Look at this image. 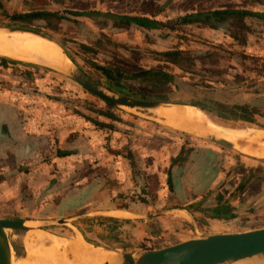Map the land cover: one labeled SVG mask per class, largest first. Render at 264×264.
<instances>
[{
  "label": "rangeland",
  "instance_id": "obj_1",
  "mask_svg": "<svg viewBox=\"0 0 264 264\" xmlns=\"http://www.w3.org/2000/svg\"><path fill=\"white\" fill-rule=\"evenodd\" d=\"M218 10L264 13V0H0V27L25 26L47 35L61 47L69 61L110 92L113 91L108 89V82L95 65L114 67L124 73L163 70L174 78L172 82L157 85L163 101L152 96L157 86L138 80L127 84L135 92L148 96L141 98L134 93L124 97L162 104L247 105L262 113L263 117L258 119L264 124V19L231 17L218 28L202 21L177 22L180 17ZM96 13L147 18L161 25L146 28L109 16H96ZM37 14L43 15L23 19ZM169 52H176L180 57L173 61L165 55ZM1 58L7 57L0 55V218L22 219L32 224L45 221L40 229L59 238H72L77 230L103 249L135 251L143 246H154L156 242L145 239L141 223L116 221L107 214L102 215L101 210L114 204L123 207L133 204L140 212L138 206L159 204L165 198L170 207L190 209L193 206L207 217L211 205L223 201L218 192L222 185H228V199L233 201L263 177L264 165L245 162L229 152L223 159L233 161V165L219 166L222 177L211 186L218 168L213 157L195 152V147L178 151L173 139L189 143L199 139L169 128L155 114L158 111L111 106L60 72L9 58L8 67L4 68ZM47 104L53 105L47 107ZM205 115L223 128L258 129L240 118L226 120L214 112ZM71 117L81 121L102 120L105 122L102 126L112 134L114 127L116 133L124 136L134 135L135 130L140 134H153L157 147L161 146L162 137L158 133H162L163 126L171 138L169 151L178 152L177 158L171 161L172 166L181 163L170 169L172 188L167 175L144 174L137 165L128 178L120 179L122 184L116 179L117 183L112 181L115 174L110 169H103L99 173L105 177L109 190L93 195L90 192V197L82 200L83 173L70 174L73 168L69 163L70 155H58L65 150L51 143V138L53 143L57 141V130L43 134L40 128L28 125L30 119L40 125H52ZM205 141L207 145L214 144ZM73 142L67 145L63 140L61 147L71 149ZM164 186L170 189L167 197L162 194ZM114 187L122 189L117 191ZM249 196L252 202L253 196L250 193ZM234 202H240L239 209L245 212L262 215L249 218L248 224L235 223L232 228L264 227V205L252 202L247 208L246 200ZM93 209L100 211L90 212ZM233 209L219 207L213 213L223 214L227 217L224 219H228ZM59 220L72 224L56 223ZM172 227L173 231H178L174 225ZM175 236L168 237L175 239Z\"/></svg>",
  "mask_w": 264,
  "mask_h": 264
},
{
  "label": "crops",
  "instance_id": "obj_2",
  "mask_svg": "<svg viewBox=\"0 0 264 264\" xmlns=\"http://www.w3.org/2000/svg\"><path fill=\"white\" fill-rule=\"evenodd\" d=\"M11 60L25 64L27 63L28 65H33L35 67L36 66L46 67L36 63L17 61L13 59ZM52 105L53 104H47L45 106L51 107ZM104 123L105 122H103L102 120L81 121L79 119L77 120V118L75 117H71L69 120L68 119L62 120V122L61 121L54 122V124L52 125L49 123L48 124L41 123L40 125L36 121H33L32 119L28 120V125L31 126L35 125L36 127L41 129V133L43 134L46 133L50 134L53 133V131L57 130L56 131L57 141L53 143L54 139L51 138L53 140L51 143L52 145H54V147L57 146L58 149L65 150L62 152H67V154L70 155L71 158L68 157L70 158V161L69 160L68 161L71 165H73V166L70 165L71 167H73L69 170L70 174L81 175L83 173V180H82L83 185H82V190L80 191L81 193H83L81 197L82 200L85 197L89 198L90 192L92 193L91 195H93L96 192L109 190V188L106 186L107 183L105 177L100 175V173L103 172V169L106 170L110 169V171H112L115 174L112 181L116 182L117 180L119 184H122L120 179H123V177L128 178L132 173V169L136 167V165L139 167V170L143 171L144 174H161L162 176L165 175L168 176L171 168L173 170L174 168L178 167L181 164V163H175V165L172 166L171 161L173 158L174 159L177 158L178 152L171 153V151H169V147H170L169 139L171 138L168 136L167 131L164 132L163 126H161L162 133H158L160 135L159 137H162L163 140L161 139L162 141L161 146L157 147L155 141H153V138L155 136L151 133H150L151 135L145 133L140 134L141 133L140 131L135 130L136 133L134 135L124 136L123 134L116 133V129L113 126L114 131L112 134V131L102 126V124ZM22 124L27 125L23 121ZM168 127L171 128L170 126ZM225 129H227V131L229 132H233L236 134L234 137L229 136L230 138L233 139L230 140L232 142L231 147L222 146L216 143L212 145H207L206 144L207 142L205 140H200L198 137L196 138H198L199 140H192L191 143L185 140L179 141L177 139H173L172 141L173 143H177L178 147L177 146L176 147L178 148V151L179 150L182 151L183 147L184 149L188 147H193V148L195 147L196 148L195 152H199L200 154H205L206 156L209 155L210 158L213 157L218 168L216 167L217 169L215 171L217 178L215 179V181L212 182L211 186L212 185L214 186L216 184V181L218 183V180H220L222 177L220 175L221 171H218L219 166L225 167V166L233 165V161L230 162L228 160L223 159V156L228 155L229 152H232L234 155H237L238 157H242L244 159L243 161L245 162L252 164H255L257 162L261 165H264V155L259 156L252 153H248L247 151L240 149L239 147L240 144L238 145L236 144V143H241L242 145L244 144L246 147L247 145L248 147H250L251 145L252 148H255L256 150L258 149L262 151L264 154V144L259 143L260 146L258 145V147H256V145L254 146L253 144L250 143L252 135L256 132L264 131V129L258 128L255 130L248 129L242 131L228 129V128ZM241 135L247 139L244 141L238 140ZM165 138L167 139V141L165 140ZM63 140L67 145H70V143L74 141L73 146H71L72 148L69 149L68 147L63 149L61 147ZM196 141L198 142L196 143ZM130 142H132L133 144L132 147H130L131 144ZM184 143H186V145ZM233 143H235V147ZM127 149L129 151L125 153V150ZM79 159L81 160L79 161ZM79 162H81L82 166L77 164ZM222 163L224 165H221ZM164 187L167 188L166 186ZM164 187L162 188L163 190L162 194L163 196L165 195L167 197L169 194L168 190L170 189L169 187L167 189H164ZM76 188H78V185L76 186ZM228 188H229L228 185L226 186L222 185V187L219 188L218 192L220 193L223 201L221 200L222 202H220L219 204H214V206L211 205L210 212H212V214H210L208 217L201 215V213H199L200 211L196 209H184V207L182 208L170 207V205H167L166 203L167 199L165 198L161 200L159 204L152 203L150 205H144V206L142 205V207L138 206L140 208L139 210L140 212H137L135 210L133 204H129V206H124V207L114 204L111 205L109 208L99 211L100 213H102V215L107 214L109 215V217L116 219V221L124 222L126 224H129L130 222L141 223L140 224V226H142L141 233H143L142 235L145 236V239L149 242L150 240L156 242L154 246L148 247L142 245L143 247L141 248V250L156 249L172 243L188 240L194 238L196 232L202 234H216V233H236V232L258 229V228L247 227L246 229L237 230L232 228L233 224L235 223H242V224L245 222L247 224L250 223L249 218L251 219L255 218L257 215L255 212L252 214L250 212H245L244 209L242 208L239 209L240 202L235 203L234 201L246 200L247 203L245 204V206L247 208L251 206L252 202L255 204L257 203L259 205H264V174L262 179H259V181L253 184V186L247 188L246 194L243 193L241 195H237L236 197H234L233 201L231 200L229 201L228 199L229 198L227 193ZM114 189L120 191L122 188L114 187ZM210 190H212V187L210 188ZM74 192L77 193L78 191L74 189ZM249 193L253 196L252 202H249L251 201L249 200L250 199ZM219 207H222L224 210H228V208L232 209L233 207L234 209L233 211H231L232 213L229 216L227 215L228 217L231 218L224 219L227 217H225L220 213H213V212H217ZM235 207L238 208L237 211ZM99 211H97V209H93L90 212L99 213ZM235 211L237 213H235ZM258 215H262V214H258ZM172 225H174V227L177 225L175 227L176 229H178L177 232L173 231L175 229L172 227ZM150 228L151 230H154L155 233H150L151 232ZM77 234L81 235L79 231L75 230L71 239H75V235ZM173 234L176 235L174 237L175 239H171L170 237H168V236H172ZM82 238L85 240L84 242L86 244H89L93 247L101 248L100 246H95L91 244L83 236ZM169 238L171 239L170 242L168 241Z\"/></svg>",
  "mask_w": 264,
  "mask_h": 264
},
{
  "label": "water",
  "instance_id": "obj_3",
  "mask_svg": "<svg viewBox=\"0 0 264 264\" xmlns=\"http://www.w3.org/2000/svg\"><path fill=\"white\" fill-rule=\"evenodd\" d=\"M0 28H5L11 33L35 34L55 42L33 29L22 27ZM60 73L114 107L144 110L162 104L131 99L110 92L84 74L72 61H70V70L61 71ZM184 133L188 134L187 132ZM198 138L222 146H232L231 141L213 135ZM246 139L239 137L238 140L244 141ZM27 223H30V221L0 218V264H11L10 257L12 253L17 256L21 255L24 248V236L26 237L29 232L35 230L28 227ZM56 223L72 224L71 221L65 220H59ZM44 225L45 221L34 222L35 231H43L40 227ZM43 232L57 236L49 231ZM116 254L119 256L117 259L119 264H264V227L236 233L202 234L196 232L194 238L160 248L128 252L116 251ZM104 264H109V262Z\"/></svg>",
  "mask_w": 264,
  "mask_h": 264
},
{
  "label": "bare ground",
  "instance_id": "obj_4",
  "mask_svg": "<svg viewBox=\"0 0 264 264\" xmlns=\"http://www.w3.org/2000/svg\"><path fill=\"white\" fill-rule=\"evenodd\" d=\"M31 33L14 32L0 29V55L17 61L31 62L56 71L70 70V61L62 53L58 44ZM62 50V51H61ZM163 123L171 128L187 132L196 137L213 135L224 140H233L236 134L213 123L200 109L189 105L161 104L151 107ZM163 110V111H159ZM218 123V122H216ZM254 133V132H253ZM237 137V136H236ZM239 137V136H238ZM244 138V136H240ZM249 139V138H248ZM250 143L254 146L264 144V131L252 135ZM241 150L263 156V152L241 143ZM261 144V145H262ZM235 147V143H233ZM263 146V145H262ZM33 223V222H32ZM28 227L36 230L34 224ZM32 230L23 238L24 248L20 256L12 253L11 264H119L116 251L93 247L86 244L81 235L75 239L59 238L40 230Z\"/></svg>",
  "mask_w": 264,
  "mask_h": 264
},
{
  "label": "trees",
  "instance_id": "obj_5",
  "mask_svg": "<svg viewBox=\"0 0 264 264\" xmlns=\"http://www.w3.org/2000/svg\"><path fill=\"white\" fill-rule=\"evenodd\" d=\"M43 14H37L35 15H27L23 19L25 20H30L34 18H39ZM87 15V14H86ZM91 15V14H88ZM96 16H109L111 18H114L116 20H121V21H126L130 23H134L136 25L142 26V27H159L161 25L160 22L150 20L147 18H137V17H129V16H114L111 14H94ZM57 16V15H55ZM245 16H255L260 19H264V13H257V12H249L245 10H218V11H213V12H208V13H197V14H191L187 15L184 17H180L177 22H180L182 24H185L188 21H202L212 28H218L222 24L226 23L231 17H235L236 19L241 20L242 17ZM30 18V19H29ZM16 20H20V18H15ZM28 28L29 27H25ZM37 31V30H35ZM39 32V31H38ZM41 33V32H40ZM48 37L47 35H45ZM167 57L171 58L174 61V58L180 57L178 53L176 52H169L165 54ZM8 59L7 58H1V65H3L4 68L8 67ZM95 68L100 71L105 78V81L108 82V89L113 91L114 93L123 95V96H130L135 92L134 89H132L130 86H128V82L138 80L142 84L145 85H150L153 84L155 86L163 85L165 83H169L173 81V76H171L169 73L163 71V70H142L137 73H124L121 70L114 68V67H100L99 65H95ZM110 86H113L112 88ZM159 86H157V89L153 93V97L159 99L160 101L162 100V95H160L159 91ZM141 98L147 97L148 94L145 93H137ZM135 94V96H137ZM151 96V95H150ZM151 96V97H152ZM190 106H196L198 109H200L202 112L206 114H212L217 113L219 117H223L226 120L227 119H234L235 118H240L244 120L245 122H248L249 125L251 124L252 126H256L259 129H264V124L259 122V117H263L262 113L255 108H252L247 105H227V104H222L219 102H212V105L206 106L202 104H196V103H188ZM178 105V104H175ZM116 109V108H115ZM119 109H117L118 111ZM112 128V127H111ZM113 129V128H112ZM67 154V152H62L59 151L58 155L63 156ZM168 184L169 187L172 188L171 185V180H170V174H168ZM193 208V206H191ZM90 242L89 240H87ZM92 243V242H90Z\"/></svg>",
  "mask_w": 264,
  "mask_h": 264
},
{
  "label": "flooded vegetation",
  "instance_id": "obj_6",
  "mask_svg": "<svg viewBox=\"0 0 264 264\" xmlns=\"http://www.w3.org/2000/svg\"><path fill=\"white\" fill-rule=\"evenodd\" d=\"M194 206H196V205H194ZM190 209H192V207L190 208ZM193 209H196L197 210V208L196 207H194ZM211 211V210H210ZM209 214H212L211 212L209 213ZM216 215V214H215ZM223 215V214H222ZM218 216V215H217ZM208 217V216H207ZM215 217V216H214Z\"/></svg>",
  "mask_w": 264,
  "mask_h": 264
}]
</instances>
